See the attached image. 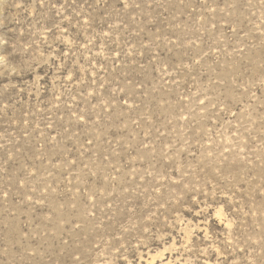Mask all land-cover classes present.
Returning a JSON list of instances; mask_svg holds the SVG:
<instances>
[{"label":"rangeland","instance_id":"1","mask_svg":"<svg viewBox=\"0 0 264 264\" xmlns=\"http://www.w3.org/2000/svg\"><path fill=\"white\" fill-rule=\"evenodd\" d=\"M0 264H264V0H0Z\"/></svg>","mask_w":264,"mask_h":264},{"label":"bare ground","instance_id":"2","mask_svg":"<svg viewBox=\"0 0 264 264\" xmlns=\"http://www.w3.org/2000/svg\"><path fill=\"white\" fill-rule=\"evenodd\" d=\"M155 257V256H154Z\"/></svg>","mask_w":264,"mask_h":264}]
</instances>
